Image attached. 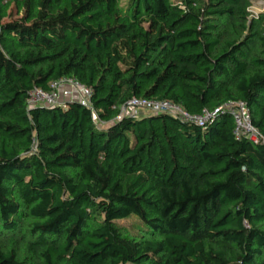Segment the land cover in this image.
Here are the masks:
<instances>
[{
	"label": "trees",
	"instance_id": "1",
	"mask_svg": "<svg viewBox=\"0 0 264 264\" xmlns=\"http://www.w3.org/2000/svg\"><path fill=\"white\" fill-rule=\"evenodd\" d=\"M23 21H9L12 7ZM251 0H0V264H264V13ZM74 79L92 109L28 105ZM133 99L170 114L122 117ZM243 104L260 136H236ZM94 111V114H93ZM136 218L130 234L119 222Z\"/></svg>",
	"mask_w": 264,
	"mask_h": 264
},
{
	"label": "built area",
	"instance_id": "2",
	"mask_svg": "<svg viewBox=\"0 0 264 264\" xmlns=\"http://www.w3.org/2000/svg\"><path fill=\"white\" fill-rule=\"evenodd\" d=\"M91 97V89L83 86L74 79H63L52 83L51 91L49 92L40 89L32 90L29 93L28 105L30 108L56 107L66 106L71 102H78L84 107L92 109ZM130 109L136 111L145 110L149 113L156 114H170L173 117L179 118L183 122L196 124L200 127L212 120L219 112V110L213 114L205 112L203 115L196 116L189 114L182 107L172 102L133 99L122 109L121 116L139 118L135 113H128L127 111ZM227 109L231 112L234 118L236 124V136L239 137L241 135H246V137L255 144L260 143V136L252 126L249 110L243 104L229 105Z\"/></svg>",
	"mask_w": 264,
	"mask_h": 264
},
{
	"label": "rangeland",
	"instance_id": "3",
	"mask_svg": "<svg viewBox=\"0 0 264 264\" xmlns=\"http://www.w3.org/2000/svg\"><path fill=\"white\" fill-rule=\"evenodd\" d=\"M121 3L125 5L127 0H121ZM252 6L250 8V13L252 17H258L260 14L264 13V0H251ZM25 18V10L19 12L13 6L9 11V16L6 19V22L9 21H23ZM128 113H135L138 117L146 116L149 112L145 110H133L130 109L127 111ZM126 112V113H127ZM119 226L125 228L130 234L138 235L140 229L143 228L142 224L136 218H130L118 223Z\"/></svg>",
	"mask_w": 264,
	"mask_h": 264
}]
</instances>
